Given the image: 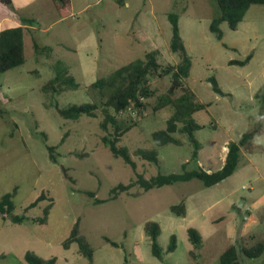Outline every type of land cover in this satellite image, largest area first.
Listing matches in <instances>:
<instances>
[{
	"label": "rangeland",
	"instance_id": "obj_1",
	"mask_svg": "<svg viewBox=\"0 0 264 264\" xmlns=\"http://www.w3.org/2000/svg\"><path fill=\"white\" fill-rule=\"evenodd\" d=\"M73 1L66 18L59 19L53 7L43 13V21L33 22L24 36L25 63L0 73V198L15 191L14 214L26 216L22 223L0 216V264H29L27 253L56 258V264H221L230 245L264 241V4L251 5L236 30L222 22L219 39L210 28L221 15L217 0ZM171 14L179 17L192 57L186 82L200 101L210 104L194 114L202 126L193 135L200 148L194 156L193 138L181 133L174 134L180 144H155L153 132L165 128L172 113L170 106L155 110L171 85V76L155 75L148 105L118 115L122 125H133L118 146L127 148L134 168L102 141L109 89L93 83L153 50H159L164 67L179 63L170 47ZM252 51L245 66L229 64ZM59 75L72 76L76 85L44 92L43 86ZM212 77L224 95L214 91ZM89 102L98 105L96 116L73 120L60 114V109ZM249 131L255 134L242 147L236 171L213 186L193 178L145 190L138 182L140 176L150 180L199 168L217 171L227 156L224 146ZM153 149L158 163L139 154ZM121 184L131 187L114 197L113 189ZM41 193L46 199L26 210ZM182 202L184 217L171 209ZM50 203L47 222H36ZM78 220L80 233L94 249L92 260L77 243L63 246ZM148 221L161 225L162 258L154 255L145 232ZM189 228L202 235L201 246L190 241ZM173 234L177 247L169 252ZM240 264H264V254H241Z\"/></svg>",
	"mask_w": 264,
	"mask_h": 264
},
{
	"label": "trees",
	"instance_id": "obj_2",
	"mask_svg": "<svg viewBox=\"0 0 264 264\" xmlns=\"http://www.w3.org/2000/svg\"><path fill=\"white\" fill-rule=\"evenodd\" d=\"M57 5V10L60 18H66L72 14L71 0H54ZM221 9V15L215 18L211 23L212 32L217 34L219 39L223 38V32L220 28L222 22H227L232 30H236L239 24L243 21L248 9L253 4H264V0H217ZM170 20L173 26V34L171 39V50L180 56V62L177 64H169L164 67L157 58L159 50L147 52L144 58H140L129 62L128 64L118 68L108 78L99 79L93 83V86L101 89L108 88L109 96L104 103L105 116L101 122V127L106 131L103 135L102 141L108 146L116 157H123L124 160L136 168V163L129 154L127 148L119 147L118 143L124 133L129 131L133 125H122V120L118 117L120 112L127 110L131 105L135 108L145 107L148 103L145 101L155 94V90L151 88L150 78L155 75L171 76V85L168 91L159 96L158 103L155 110L170 106L172 113L167 120L166 126L153 132L152 136L157 146L166 145L169 143L180 144L181 140L175 137L174 134H188L195 143L196 151L194 156L198 154L200 144L194 138V131L202 128L200 124L195 121L194 114L200 110L206 109L210 104L199 100L196 93L187 84L186 79L190 76L192 69V57L190 56L184 40L181 35L179 17L171 14ZM30 23L32 19L26 20ZM26 28L21 26L6 27L0 32V73L6 72L17 66L25 63L24 54V36ZM253 51L250 52L245 59H231L229 64L245 66L253 58ZM213 89L219 94H225L220 87L216 78L212 77ZM76 85L75 79L72 76H56L49 80L44 86L43 91L46 93H60L69 87ZM181 90V94L177 95V91ZM144 98L142 100L141 98ZM98 105L95 102L73 104L68 108L60 109V114L66 119L77 120L82 115L96 116ZM110 110H113L111 112ZM0 113L2 110L0 109ZM112 127V131H110ZM255 131L245 133L238 142H231L226 156V160L221 169L213 172H208L203 168L187 171L184 173H172L169 175L159 174L145 179L140 176L138 182L145 190H150L153 187H162L164 185L173 184L178 181H188L193 178L202 180L205 186H213L226 178L230 177L237 169L240 161L243 158L242 147L247 145L253 138ZM139 154L147 160L159 162L158 151L153 150H139ZM66 171V169H64ZM131 187L128 185H118L113 189L114 197L119 191H125ZM16 190V189H15ZM15 191L8 192L0 198V216L10 219L15 223H22L25 215L14 214L15 203L13 201ZM91 196H95L93 192H89ZM46 194L41 193L39 197L29 204L26 210L37 206L40 201L46 199ZM52 203L44 208V216L35 218L36 222L44 224L47 222L48 215ZM178 216H186L187 208L184 202L173 205L171 207ZM80 221L78 220L70 236L63 242L65 248H69L71 244L77 243L80 252L89 259H93L94 249L88 239L80 233ZM145 232L152 240V250L155 256L162 258L163 250L158 243V237L161 233V225L157 221H148L145 224ZM190 241L199 247L202 244V235L195 228L188 230ZM106 241L119 246L115 241L106 238ZM177 247V236H171V242L168 251H174ZM244 254L249 258H259L264 254V241H257L252 246H241L238 243L230 245L220 257L221 264H240V255ZM26 260L29 264H56V258L48 260L37 257L32 253L26 254Z\"/></svg>",
	"mask_w": 264,
	"mask_h": 264
},
{
	"label": "crops",
	"instance_id": "obj_3",
	"mask_svg": "<svg viewBox=\"0 0 264 264\" xmlns=\"http://www.w3.org/2000/svg\"><path fill=\"white\" fill-rule=\"evenodd\" d=\"M71 4L73 10V0H71ZM53 7L57 10V5L54 0H0V32L4 28L12 26L22 25L26 29L32 28V24L43 21V13L49 12ZM30 19L34 23L26 21ZM59 19L63 18L59 17ZM224 149L227 154L229 150L228 145H225ZM206 170L212 172L211 169Z\"/></svg>",
	"mask_w": 264,
	"mask_h": 264
},
{
	"label": "built area",
	"instance_id": "obj_4",
	"mask_svg": "<svg viewBox=\"0 0 264 264\" xmlns=\"http://www.w3.org/2000/svg\"><path fill=\"white\" fill-rule=\"evenodd\" d=\"M142 100H144V98L142 97L141 98ZM132 107H134L133 105H131L130 107H129V109H131ZM122 112H124V111H122Z\"/></svg>",
	"mask_w": 264,
	"mask_h": 264
},
{
	"label": "water",
	"instance_id": "obj_5",
	"mask_svg": "<svg viewBox=\"0 0 264 264\" xmlns=\"http://www.w3.org/2000/svg\"><path fill=\"white\" fill-rule=\"evenodd\" d=\"M241 205H244V202H242Z\"/></svg>",
	"mask_w": 264,
	"mask_h": 264
}]
</instances>
